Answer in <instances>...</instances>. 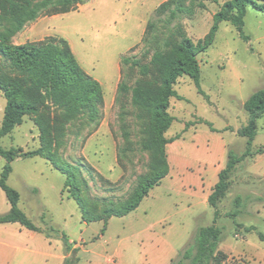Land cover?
Instances as JSON below:
<instances>
[{"label": "rangeland", "instance_id": "374dc122", "mask_svg": "<svg viewBox=\"0 0 264 264\" xmlns=\"http://www.w3.org/2000/svg\"><path fill=\"white\" fill-rule=\"evenodd\" d=\"M162 1L89 0L69 13L41 15L13 33L8 30L9 18L3 15L0 22V33H6L12 44L37 42L47 36L67 39L82 67L103 86L98 123L83 115L71 118L55 146L58 160L83 163L82 196L95 213L121 205L156 166L157 153L143 146L151 134L150 119L132 105L130 92L120 94L117 87L123 75L129 85L135 84L138 74L128 66L122 71L121 56L144 53L141 46L130 50L141 44L146 24ZM224 1H207V9L197 7L194 15L183 14L174 25L181 23L196 42L207 34L213 14ZM244 33L248 40L233 24L223 21L213 44L198 54L203 93L187 75L175 85L181 98L171 99L169 111L175 120L165 133L168 138L178 136L174 145H166L174 182L191 173L197 178L203 163L215 152L220 155L225 145L237 155L246 150L247 138L237 131L249 120L244 102L264 87L263 11L248 7ZM5 105L0 92V126ZM39 144V130L31 116L0 138L5 149L22 147L27 151ZM251 149L254 154L237 165L226 197L219 203L216 223L223 231L219 249L229 255L225 264H264V241L260 238L264 235V114L257 121ZM224 158L226 164L227 156ZM5 164L0 155V173ZM11 165L7 182L20 193V209L40 228L37 232L54 241L50 248L39 247L28 228L8 224L0 238L21 247L9 254L23 258L26 264H64L65 259L56 257L70 252L64 237L80 248L77 264H154L157 259H169L171 264L191 244L197 230L215 220V209L209 203L199 196L193 198L187 188L173 186L168 178L127 215L111 217L106 226L104 221L87 222L76 199L64 189L66 175L49 160L18 157ZM237 196L242 198L239 205ZM9 209L0 188V214ZM108 257L115 262H107Z\"/></svg>", "mask_w": 264, "mask_h": 264}, {"label": "trees", "instance_id": "16d2710c", "mask_svg": "<svg viewBox=\"0 0 264 264\" xmlns=\"http://www.w3.org/2000/svg\"><path fill=\"white\" fill-rule=\"evenodd\" d=\"M89 0H0V22L4 16L11 21L10 33L21 30L26 22L41 15H58L75 11ZM207 1L219 0H164L155 9L146 24L142 42L131 48L145 49L136 54L121 56V67L134 69L138 77L129 85L123 75L117 91L131 93V103L146 112L150 119V137L144 149L153 150L158 159L153 173L142 177L133 192L119 206H107L99 213L93 212L82 196L80 180L83 178V163L74 164L58 160L55 146L63 135L62 130L71 118L86 116L89 122L98 123L104 103L101 82L89 74L80 64L69 41L59 36H47L43 40L26 44H12L6 33H0V92L6 99L0 126V138L10 134L21 125L26 116L33 118L39 130L40 144L37 148L24 150L22 147L5 149L0 145V155L6 159L0 173V188L10 202V210L0 214V223L19 222L33 231H41L19 207L20 193L8 184L12 172V161L18 157L40 156L67 177L65 188L76 199L85 221H104L105 226L113 216H124L135 210L150 190L159 185L169 174L166 145L178 136L168 138L165 133L175 117L169 107L173 97L181 98L175 89L182 76L191 77L199 91L201 66L198 54L205 52L214 42L219 25L223 21L233 24L241 36L244 33L245 16L249 6L264 12V0H225L213 14V24L203 38L196 42L190 38L185 27L174 22L183 14L194 15L195 8L207 9ZM249 114L246 125L237 133L247 138L246 150L237 155L229 151L226 167L208 197L215 209V220L210 226L200 227L191 244L171 264H225L229 255L219 249L222 228L217 225L220 216L219 203L226 197L232 184L231 176L237 165L254 152L251 147L257 134V121L264 114V87L255 91L243 104ZM90 170H94L92 167ZM241 197H236L239 205ZM251 230L252 228H247ZM264 241V235L260 234ZM70 251L64 264H77L80 248L71 246L64 237Z\"/></svg>", "mask_w": 264, "mask_h": 264}, {"label": "crops", "instance_id": "0c3cea01", "mask_svg": "<svg viewBox=\"0 0 264 264\" xmlns=\"http://www.w3.org/2000/svg\"><path fill=\"white\" fill-rule=\"evenodd\" d=\"M174 142L170 143V145H172ZM221 150L222 151H221L220 155L218 152H215L214 156L212 155L203 163V166L199 168V170L201 172L198 174L197 178L192 175L193 173H191V175L187 176V178L185 180H181V181L178 180L177 182L173 181L174 180V175H173L174 171H173V168L171 166V162H170V158H169L170 171H169V174L162 180V182L167 180L168 178H170V180H172L170 183L173 186H177L178 188H182V189L187 188L189 190V192L191 193V196L193 198L199 196V198L204 203H208V197H209L210 193L212 192L214 185L217 183V181L219 179V173L222 169H224L226 167V164H224V160H225L224 157L227 156V160H228V153L230 151L229 145H225L224 148ZM227 160H226V163H227ZM179 184H181V185H179ZM9 204H10V202H9ZM10 207H11V205H10ZM10 223L15 224V223H19V222L0 223V232L1 233H3V231L7 232V229H8L7 226ZM28 230H30V229H28ZM30 232H31L30 234H31L32 238L34 239V242L36 245H39V247H43V248L52 247V244L54 243V241L51 238L47 237L44 233L33 231V230H30ZM70 242H72L74 244L73 247H76L77 242H74L72 239H70ZM81 246L83 247V245H81ZM20 249H21L20 246H18L16 244H10L9 242L0 238V264H26L27 261L26 260L24 261L23 258H18L16 255H10L9 254L10 250L18 252V250H20ZM39 253H42L45 256L52 255L49 252H44V251L43 252L39 251ZM56 257H58L60 260H63L66 258V254H61V255L56 256ZM168 261H169V259H166L165 262H161L160 260L157 259L154 261V264H168ZM107 262L113 263V262H115V258L108 257ZM37 264H39V263H37ZM42 264H50V263L49 262L47 263V261H45Z\"/></svg>", "mask_w": 264, "mask_h": 264}]
</instances>
